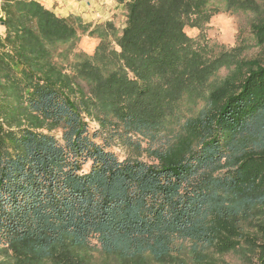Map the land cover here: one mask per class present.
<instances>
[{
  "label": "trees",
  "instance_id": "16d2710c",
  "mask_svg": "<svg viewBox=\"0 0 264 264\" xmlns=\"http://www.w3.org/2000/svg\"><path fill=\"white\" fill-rule=\"evenodd\" d=\"M211 1L127 0L120 31L0 1V264H215L240 242L264 264V60L187 35ZM221 1L259 12L263 49L264 7Z\"/></svg>",
  "mask_w": 264,
  "mask_h": 264
},
{
  "label": "rangeland",
  "instance_id": "374dc122",
  "mask_svg": "<svg viewBox=\"0 0 264 264\" xmlns=\"http://www.w3.org/2000/svg\"><path fill=\"white\" fill-rule=\"evenodd\" d=\"M41 4L52 7V10L58 14L66 16L73 14L79 16L84 23H103L110 21L115 28L120 31L124 25L123 8L109 2L110 0H38ZM119 1V0H117ZM256 6L262 9L264 0H254ZM107 8V11L113 10L111 18H103L101 14ZM208 7L212 10V16L203 24L202 28L185 27V32L189 37L197 42L208 43L214 53L220 50L231 49L236 46L242 47L241 56L246 58L258 57L264 60V48L258 46L251 33V23L259 14L254 10L228 9L221 0H212ZM103 9V10H102ZM122 14V15H121ZM89 17L92 20H88ZM109 19V20H108ZM110 38V37H109ZM113 39V35L111 40ZM98 39L87 35H80L76 41L73 51H79L88 55H92ZM112 47L114 44L111 43ZM71 59V55L70 58ZM227 73L225 67H221L215 73H212L207 80V84L219 83L223 76ZM208 87H205L202 93H185L176 104L173 112L165 117L168 130L173 133L180 129L182 123L187 117L195 115L202 104V99L207 93ZM59 135V133H57ZM115 150L124 157L125 150L116 145ZM215 264H252L254 259L253 252L248 248L247 244L240 242L234 249L213 254ZM212 259V258H211Z\"/></svg>",
  "mask_w": 264,
  "mask_h": 264
},
{
  "label": "crops",
  "instance_id": "0c3cea01",
  "mask_svg": "<svg viewBox=\"0 0 264 264\" xmlns=\"http://www.w3.org/2000/svg\"><path fill=\"white\" fill-rule=\"evenodd\" d=\"M38 1V0H37ZM99 1H101V0H99ZM124 1H127V0H123V1H117V0H110L109 2H111V3H113V4H116V5H118V6H120V7H122L123 8V11H124V14L122 15V17L125 19V13H126V9H125V4H124ZM46 8H48V9H50V10H52V7H48V6H46V5H44ZM109 6H106V9L103 11V13L101 14V16L103 17V18H111V14H113V10H110V11H107V8H108ZM103 10V9H102ZM53 11V10H52ZM54 12V11H53ZM55 13V12H54ZM56 14V13H55ZM58 15V14H57ZM69 15V14H68ZM61 16H63V15H61ZM67 16V15H66ZM2 19H3V17H1L0 16V35H3L4 34V26H3V22H2ZM108 19V20H109ZM88 20H92L90 17H89V19Z\"/></svg>",
  "mask_w": 264,
  "mask_h": 264
},
{
  "label": "built area",
  "instance_id": "2783aa9c",
  "mask_svg": "<svg viewBox=\"0 0 264 264\" xmlns=\"http://www.w3.org/2000/svg\"><path fill=\"white\" fill-rule=\"evenodd\" d=\"M1 1V0H0ZM0 16L3 17V12L0 10Z\"/></svg>",
  "mask_w": 264,
  "mask_h": 264
}]
</instances>
